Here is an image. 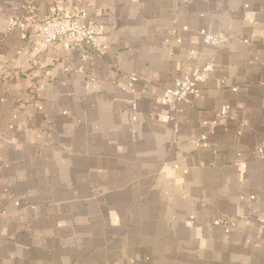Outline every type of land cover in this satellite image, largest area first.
I'll return each instance as SVG.
<instances>
[{
	"label": "crops",
	"instance_id": "1",
	"mask_svg": "<svg viewBox=\"0 0 264 264\" xmlns=\"http://www.w3.org/2000/svg\"><path fill=\"white\" fill-rule=\"evenodd\" d=\"M0 264H264V0H0Z\"/></svg>",
	"mask_w": 264,
	"mask_h": 264
},
{
	"label": "built area",
	"instance_id": "2",
	"mask_svg": "<svg viewBox=\"0 0 264 264\" xmlns=\"http://www.w3.org/2000/svg\"><path fill=\"white\" fill-rule=\"evenodd\" d=\"M44 43L51 45L65 43L76 45L90 52L92 56L104 57L105 49L99 42L98 31L81 22L78 17H62L54 15L44 21ZM204 42L209 45H218L225 40L224 34H210L202 32ZM209 67L206 68L208 70ZM135 81V78H132ZM203 81L201 72H196L192 78L187 80L177 79L172 87L164 91V97L176 103H190L191 99L201 94L199 83ZM221 222L217 221L216 225ZM223 223H226L223 221Z\"/></svg>",
	"mask_w": 264,
	"mask_h": 264
},
{
	"label": "rangeland",
	"instance_id": "3",
	"mask_svg": "<svg viewBox=\"0 0 264 264\" xmlns=\"http://www.w3.org/2000/svg\"><path fill=\"white\" fill-rule=\"evenodd\" d=\"M217 221H219V220H217ZM217 221H216V222H217ZM216 222H215V225H216ZM219 222H220V221H219Z\"/></svg>",
	"mask_w": 264,
	"mask_h": 264
}]
</instances>
